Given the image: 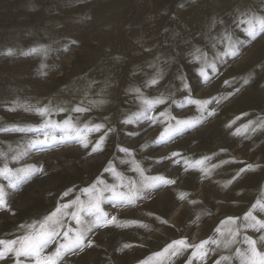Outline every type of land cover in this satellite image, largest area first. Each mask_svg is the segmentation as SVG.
<instances>
[{
	"label": "rangeland",
	"instance_id": "1",
	"mask_svg": "<svg viewBox=\"0 0 264 264\" xmlns=\"http://www.w3.org/2000/svg\"><path fill=\"white\" fill-rule=\"evenodd\" d=\"M243 11L264 17V0H0V128L39 127L45 118L33 111H26L29 106L52 105L58 109L80 104L90 107L91 111L78 115L75 122L81 126L86 121L104 123L105 130L114 129L107 141L113 140L118 145L130 147L133 142L123 133L124 130L131 126L132 132L149 124L141 121L132 128L134 124L121 122L141 108L138 94L132 89L139 87L143 95L149 98L160 94L170 96L169 103L171 100L177 102L170 112L180 118L191 117L196 112L192 105L183 109L179 107L187 95L182 87V77L191 85V94L196 99L235 93L214 105V116L173 142L164 146L151 143L162 131L163 125L160 124L154 125V128L146 127L147 131L135 138L146 140L153 135L148 147L134 152L135 158L141 160L139 156L142 153L153 150L145 161L141 160L144 167L154 157L166 156L173 151L190 159L212 156L214 153L208 162L209 167L221 161L229 162L213 170L211 178H203L198 170L184 171L182 166L173 165L171 160L170 164L161 162L151 168L148 174H163L176 179L177 183L164 187L155 192L151 200L133 207L142 212L137 214L136 219L129 214L130 208L111 207V202H106L105 211L116 215L118 220H138L147 225L151 222L148 207H162L163 197L167 195L171 208L180 203L169 217H165L168 225L156 226L151 231L138 226L145 236L137 238L129 251L140 247V254L125 264H139L167 243L181 237H187L192 244L199 243L214 235V229L221 220L227 216L243 217L257 199L264 198V128L253 124L245 131L243 127L249 121L264 119V35L250 46L245 45L239 58H226L225 64H218L219 72L210 82H201L198 73L201 62L194 59L196 49H199L212 60L214 57L210 49L213 44L217 45L215 50L222 51L223 45L217 43V39L225 28L239 36L234 22L241 18L240 12ZM214 20L224 23H217L215 28H211ZM72 41H76V44L73 45ZM39 45L49 46L47 56L21 54ZM9 48L13 49L14 55L5 54ZM42 64L45 67H41ZM158 72L162 74L159 83L146 86ZM209 74L212 75L211 72ZM225 80L229 81L228 85L224 84ZM101 100L105 102L92 106L91 102ZM166 107L168 105L157 106L155 111H163ZM72 115L75 114L57 111L51 119L59 122ZM118 116L120 119H116ZM233 120L235 123L228 127ZM254 127L255 131L252 130ZM237 128L241 134L234 135ZM54 134L58 138L63 131L56 129ZM102 134H91L90 139L95 141ZM37 138L43 139L42 133L0 131V151L9 154L10 167L18 168L38 162L45 169L44 173L29 178L17 188L10 187L8 181L0 176V185L8 193L6 199L10 208H0V239L22 235L25 230L21 228L22 225L41 220L60 204L77 197L86 202L88 194L82 189L89 187L98 177L109 183L114 182L113 177L103 171L109 160L116 162L118 171L135 175L127 172V164L117 159L121 153L118 148L112 150L110 147L109 151L105 149L103 153L88 155L74 141L58 143L53 147L38 145L20 161L10 159L14 152L23 151L30 139ZM248 164L255 167L241 173L231 185L224 187ZM163 166L167 167L166 172L159 171ZM0 167H3L2 162ZM177 173L181 175L176 177ZM180 192L188 194L186 200L178 199ZM74 210L75 207L65 211ZM201 213L205 217L198 227L194 228L196 223H191V229L189 226L181 227L180 223ZM254 214L264 220V213L256 211ZM178 216H181L180 222ZM66 222L75 226L70 216L66 217ZM240 224L241 221H237L236 225H225V230L234 229ZM164 226L172 233L167 240L158 243ZM117 228L109 226L97 230L92 237L94 246L78 255H69L64 264H95V261L96 264H103L106 259L109 260L107 264H121L117 258L120 254L118 242L109 236L112 233L127 234L130 227H126L128 230L125 231ZM245 235L257 238L261 233L241 229L236 238L238 242L229 248L211 245L215 251L203 264H214L221 255L232 257L222 264H240L236 249L247 247L243 244ZM97 247L103 249L104 257L98 255ZM257 247L264 251V246L259 243ZM54 249L55 244H52L45 251L51 253ZM190 255L191 250L179 257L155 258L154 264L161 259L165 260V264H186ZM14 260L13 254H7L0 259V264H13ZM192 264L202 262L193 259Z\"/></svg>",
	"mask_w": 264,
	"mask_h": 264
},
{
	"label": "snow or ice",
	"instance_id": "2",
	"mask_svg": "<svg viewBox=\"0 0 264 264\" xmlns=\"http://www.w3.org/2000/svg\"><path fill=\"white\" fill-rule=\"evenodd\" d=\"M239 19L235 20L234 28L240 33L239 36L233 31H229L225 28V31L220 34L217 39V43L223 45V50L218 51L212 60L207 58L206 53H201L199 49H196L194 59L201 62V66L198 69L199 78L202 83L210 82V80L219 72L218 64H225L226 58H239L243 54V48L245 45H251L261 35H264V17L258 16L249 11L240 12ZM217 23L223 24V21H213L211 28H215ZM241 36L243 39H241ZM75 45L76 41H72ZM213 48L216 44L212 45ZM49 46L39 45L33 46L28 49L27 52L21 53L22 55H44L47 56ZM67 50V48H66ZM6 55H14L13 49L9 48ZM45 67V65H41ZM211 72L212 75L209 73ZM162 79V74L159 72L151 78L146 86H153L159 83ZM183 79V89L187 92L179 103L181 109L192 105L195 106L196 112L191 117L180 118L174 116L170 112L172 105H176L175 100H171L170 96L160 94L155 97H145L139 87L132 89L138 94V99L141 104V108L136 113L132 114L128 118L121 121L123 124H134L141 121L149 122L148 128L154 125H163L162 131L151 142L155 145L164 146L169 142H173L175 138L182 136L190 130H195L207 121V119L216 114V108L214 105L220 104L223 100L234 96V92H229L224 97H210L208 99H196L192 96L191 85L186 79ZM247 83V81H245ZM225 85L229 84V81H224ZM239 91L238 89L236 90ZM105 101H93L92 106L103 104ZM168 105L163 111L156 112L157 106ZM14 110V109H13ZM26 111H33L44 117V121L39 127H21L14 126L8 128H0L2 132H21V133H37L40 132L43 135V139H30L27 146L23 151L14 152L10 157L12 160L20 161L23 156L27 155L29 150L36 148L38 145L44 147H53L56 144H67L70 142H76L87 151L88 155L98 154L104 151V145L108 139L109 133L113 132V128H107L105 130L104 123H93L91 121L83 122L82 126L75 122L78 115L88 113L91 111L90 107H83L80 104L74 107L61 106L58 109L52 105L37 106L32 108L29 106ZM68 113L71 112L75 115L67 116L63 121H53L51 119L54 112ZM236 119H240L237 117ZM235 123V120L231 121L228 127H231ZM255 124L256 127L264 128V119L258 121H249L247 125H244L245 131L249 126ZM256 127L252 130L255 131ZM56 129L63 131V135L58 138L54 134ZM147 129H142L146 131ZM95 141L90 139V135L94 133H101ZM234 135H239L240 129L237 128ZM129 136H139L140 132L128 133ZM142 145L141 147H146ZM118 150L127 157L121 159L120 163L128 164L127 172L134 173L135 175H126L125 172L118 171L116 168V162L109 160L103 171L113 177L114 182L109 183L108 180L98 177L89 187L82 189V192L88 194L86 202L81 201L79 197L75 200H71L68 203H63L57 206L53 211L49 212L41 220L33 221L31 224L21 228L25 229L22 235L15 236L10 239H0V259H4L7 254H13L15 260L13 264H64V260L69 255H78L85 249H90L94 246L92 237L96 231L109 226L116 227H131L139 226L145 229H149L147 224L138 220H118L116 215L110 214L105 211L104 205L106 202H111V207H123L137 206L144 201L151 200L153 194L162 190L164 187L172 186L177 183L176 179L169 178L163 174H148L152 171L151 168H145L141 160L135 158L133 149L117 145ZM221 151H225L221 149ZM215 154H213L214 156ZM213 156H202L198 159H190L183 156L180 152L173 151L169 155L161 156L157 158L154 163L160 164L161 162L171 160L173 165H180L185 171L189 169L198 170L201 172L203 178H211L213 170L218 168L221 164L228 163L229 161H221L220 164H212L208 166V162L211 161ZM9 154L7 152L0 151V162L3 163V167H0V176L4 177L8 181L9 186L17 188L20 183L28 180L31 177L45 172L44 166L37 163L31 165H24L22 167H10L9 166ZM255 166L248 164L246 168H241L231 180L224 184V187H228L237 180L241 173L247 170L253 169ZM8 193L5 191L3 185H0V208H9L8 201L6 199ZM68 195L67 192L64 193ZM188 194L180 192L178 199L183 201L187 199ZM195 204L196 201H191ZM75 207L74 211L67 212L65 210ZM10 210V208H9ZM259 211L264 213V198L257 199L251 208L243 214V217L227 216L224 220H221L219 225L214 229V235L207 239L201 240L199 243L192 244L187 237H181L179 239L172 240L167 243L160 251L152 253L151 256L140 261L139 264H154L155 258L179 257L185 252L191 250L190 257L187 258L186 264H192V260L196 259L203 262L214 252L215 249L211 245H216L227 249L233 244L237 243V236L241 229H252L261 235L257 238L245 235L243 238V244L247 247L241 250L236 249L237 257L240 264H264V251H261L257 245L258 243L264 246V220L260 219L254 213ZM150 217L154 216L153 213H148ZM70 216L74 221L75 226L66 222V217ZM155 219L163 224L168 225V221L156 216ZM199 221V216L193 223ZM237 221H241L240 226L236 228H228L225 230V225H236ZM174 227V225H172ZM217 234L219 238H217ZM55 244V249L51 253H47L45 250L49 245ZM130 244H124L122 248L131 247ZM122 250V249H121ZM232 257L221 255L214 262V264H222L223 261H230ZM156 264H165V260L161 259L156 261Z\"/></svg>",
	"mask_w": 264,
	"mask_h": 264
},
{
	"label": "bare ground",
	"instance_id": "3",
	"mask_svg": "<svg viewBox=\"0 0 264 264\" xmlns=\"http://www.w3.org/2000/svg\"><path fill=\"white\" fill-rule=\"evenodd\" d=\"M217 46V45H216ZM219 50H215L213 47H211V49H210V53H211V56H215L216 55V53L218 52ZM189 60H187V62H188ZM203 85V84H202ZM217 106V105H216ZM163 110V109H162ZM116 119H120V116H118ZM130 127L131 126H129L128 128H126L125 130H124V134L125 135H127L128 133H132V132H140V134L143 132L142 131V129H145L146 127H148V125L147 126H140V127H138L137 128V130H135V131H130ZM133 127H136V125H135V123H134V125L132 126V128ZM153 128H154V126H153ZM135 129V128H134ZM150 130V129H149ZM153 130V129H152ZM147 131V130H146ZM123 134V135H124ZM119 135V134H118ZM128 136V139L130 140V141H132L133 142V144L130 146V147H128V148H130V149H133L134 150V152H138L140 149H142V148H146V147H148V145H149V142L150 141H152L153 140V135H151V137H149L148 139H146V140H141V139H135L137 136H129V135H127ZM123 138V137H122ZM127 139V138H126ZM127 141V140H126ZM107 143H108V145H107V147L105 148V146H104V150L106 149V150H108L109 151V148L111 147L112 148V150H113V148L115 147L116 149H117V143L115 142V141H107ZM142 145H147L146 147H141ZM120 146H123V147H126V146H124V145H120ZM216 146H218L219 147V145H216ZM212 148V147H211ZM218 149V148H217ZM118 151V150H117ZM209 151H213V149L212 150H210L209 149ZM115 152V151H114ZM143 152V151H142ZM153 152V150H150V151H146V152H144V153H142L141 154V156H139L140 158H141V160H143V161H145L146 160V156L147 155H150L151 153ZM166 152V151H165ZM213 152H215V151H213ZM219 152V151H218ZM103 153V152H102ZM207 153V152H206ZM216 153V152H215ZM213 154L214 153H212V156H213ZM220 154V153H219ZM218 154V155H219ZM206 155V154H205ZM211 155V154H210ZM157 156V155H156ZM162 156V155H161ZM160 156V157H161ZM165 156V155H164ZM118 158V160L120 161L121 159H126L127 157H125V155L123 154V153H120V155H118L117 156ZM216 157H218V156H216ZM256 157V156H255ZM158 157H154V159H152L151 161H148L146 164H144L145 165V167H147V168H154V167H156L157 166V164H155L154 163V161L157 159ZM215 159V158H214ZM71 161V165H73L74 163H73V161L72 160H70ZM170 160H167V161H164V163L163 164H165V165H167V164H170ZM128 167H129V165L127 164L126 165V168L128 169ZM95 169V168H94ZM95 171V170H94ZM159 171H161V172H166L167 171V167L166 166H163L162 168H160L159 169ZM185 171V170H184ZM183 171V172H184ZM178 175H181V174H178L177 173V175H176V177H178ZM169 195H167L166 196V198H164L163 197V206L162 207H157L156 205H153V206H151V207H148L147 208V212L148 213H153L154 214V216H152V217H150V219H151V222L148 224V226H149V229H145L146 231H151V230H155V228H157L156 226H162L163 224H161V223H159L156 219H155V217L156 216H159V217H161L162 219H164V220H167V218H165L167 215V217H169L171 214H172V212L171 211H173L175 208H176V206H179L180 205V203H178V204H176V206L174 207L173 206V208H171V202H170V200H169V197H168ZM171 199V198H170ZM239 199V198H238ZM165 201V202H164ZM248 201V200H247ZM151 203H153V202H151ZM216 203V202H215ZM237 203H240L238 200H237ZM238 205H240V204H238ZM156 206V207H155ZM124 208H122V209H127V208H130V211H129V214L133 217V218H135L136 219V217H137V214L138 213H142V212H140L139 210H138V208H136V209H133V207H135V206H128V205H125V206H123ZM122 209H120V210H122ZM117 211H119V209H117ZM123 212V211H122ZM126 212V211H125ZM171 213V214H170ZM189 214V213H188ZM127 215V214H126ZM130 215H129V217H130ZM139 215V214H138ZM141 215V214H140ZM190 215V214H189ZM188 215V216H189ZM205 215V214H204ZM204 215H202V213L201 214H199V215H196V216H199V221L198 222H196V224H195V227L194 228H196V227H198V223L199 222H202V221H204ZM122 217V216H121ZM187 217V216H186ZM180 220H181V216H178V221L180 222ZM196 220V217L194 218V217H190L186 222H183V223H180V225H181V227L182 228H185V227H187V226H189L190 227V229H191V223H193V221H195ZM124 221V220H123ZM201 226V225H200ZM193 228V229H194ZM118 230H120V231H125V230H128L126 227H123V228H120L119 229V227L117 228ZM144 229V228H143ZM143 229H142V231L141 230H139V227L138 226H131L130 227V230H129V233H127V234H123V233H112V234H110V236H109V238H111V239H115V240H117V242H118V246H119V248H120V254L119 255H117V258H119V263H121V264H125V262H130V260L131 259H133V258H135L136 256H138L139 254H140V247L138 248H133V249H131L132 251H129V247H128V249L126 250L125 248H122V246L124 245V244H130V245H132V243H135L136 241H137V238L138 239H141V238H143L145 235H144V232H143ZM189 231V230H188ZM171 233H172V231H171V229H169V228H166V226H164V228H163V231L160 233V236H159V240H157V242L158 243H161L162 241L164 242L165 240H167V237H169L170 235H171ZM108 238V239H109ZM254 238V237H253ZM107 239V240H108ZM104 240H106V238L104 237ZM156 242V243H157ZM97 249V251H98V255H100V257H104V251H103V249L102 248H99V247H97L96 248ZM95 249V250H96ZM122 249V250H121ZM94 250V251H95ZM220 250V249H219ZM231 250V249H230ZM229 252V251H228ZM92 253V252H91ZM225 253V252H224ZM90 254V253H89ZM92 255L94 256L95 254L94 253H92ZM227 256V255H226ZM81 257V256H80ZM211 257H213V256H211ZM96 258V257H95ZM98 259V258H97ZM213 259V258H212ZM81 260V259H80ZM93 259H91V261H92ZM95 260V259H94ZM97 263V261H95V264ZM107 263H109V260L108 259H106V261L103 263V264H107ZM237 263V262H236ZM101 264V263H100Z\"/></svg>",
	"mask_w": 264,
	"mask_h": 264
}]
</instances>
